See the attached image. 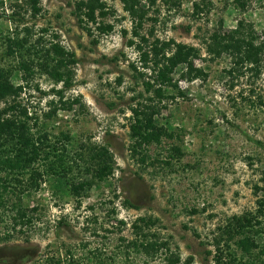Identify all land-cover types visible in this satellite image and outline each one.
Returning <instances> with one entry per match:
<instances>
[{
  "label": "rangeland",
  "instance_id": "374dc122",
  "mask_svg": "<svg viewBox=\"0 0 264 264\" xmlns=\"http://www.w3.org/2000/svg\"><path fill=\"white\" fill-rule=\"evenodd\" d=\"M105 1L115 10L106 19L114 29L89 36L73 13L74 0H40L42 9L34 17L24 0H1L0 64L11 70L12 81L24 83L18 64L30 58L38 61L34 49L59 42L74 52L76 60L71 66L73 85L64 91V99L79 102L70 111L59 110L47 119L45 115L53 108L50 102L58 96L42 92L61 88V84L34 65L21 99L56 146L64 144L56 140L61 132L69 135L62 153L66 171L63 180L45 175L38 190L20 195L24 207L37 208L24 233L11 229L10 212L0 208V235L9 232L14 236L0 242V264H168L163 253L151 259L127 247L134 238L132 223L140 216L158 220L149 231L180 255L179 264L189 256L192 261L187 264H212L218 227L233 215L255 212L258 199L264 198V56L257 76L248 71L232 79L226 72L230 58L222 55L208 60L205 40L220 21L227 29L243 21L262 35L264 0H241L246 2L244 8L235 0H155L151 5L149 16L157 21H147L141 32L147 35L152 28L161 39L173 38L200 48L202 56L195 65L208 76L186 82L180 78L183 66L177 68L174 78L185 96L166 88V94L176 96L166 99V108L155 117L175 138L148 146L150 158L145 166L130 156L128 134L132 99L146 95L131 68L134 64L140 69L141 63L137 51L127 45L131 22L121 3ZM194 3L206 6L194 14ZM16 36L29 38V57L24 50L6 54V39ZM80 144L106 145L116 169L110 178L77 198L69 185L89 176L79 158L85 153ZM173 145L182 150L179 159H170ZM163 160H170L171 165ZM37 167L42 170L43 163ZM254 186L260 189L255 191ZM252 256L258 257L257 250ZM261 258L256 262L264 264Z\"/></svg>",
  "mask_w": 264,
  "mask_h": 264
},
{
  "label": "trees",
  "instance_id": "16d2710c",
  "mask_svg": "<svg viewBox=\"0 0 264 264\" xmlns=\"http://www.w3.org/2000/svg\"><path fill=\"white\" fill-rule=\"evenodd\" d=\"M242 8L246 2L235 0ZM123 11L131 22V36L127 45L133 47L137 53L141 68L131 64L136 72V77L141 79L143 93L138 94L130 105L131 117L129 122V152L130 156L140 165L145 166L150 158L148 146L160 144L163 138L173 139L175 133L156 122L155 117L166 108L163 103L166 99H174L176 95L184 97L185 92L180 89L178 80L174 74L178 67L183 66L180 78L186 82L195 79L205 80L207 72L195 65V60L201 58V49L173 38L161 39L154 35L151 28L148 34L141 32L147 21L156 22L154 16H149L151 5L155 0H119ZM0 0V4H1ZM25 5L34 17L41 11L40 0H24ZM175 5V2H174ZM204 5L194 3V14L203 11ZM74 15L79 26L92 36L94 31L98 35L109 34L114 29V24L106 22L110 16H114L115 10L108 6L105 0H74ZM92 26L94 27L92 29ZM28 32V29H25ZM124 34L127 30H122ZM57 38V36H54ZM42 39V38H40ZM98 40L93 39L96 43ZM29 38L8 37L6 39V54L14 55L23 50L30 56L32 51L28 45ZM38 61L32 58L22 60L18 64V70L23 71V84H15L12 81V72L0 64V208L10 212L12 230L24 233V228L31 227L37 208H27L21 204V196L25 191L38 190L40 181L45 175L64 179L65 141H69V135L61 132L57 141L64 144L56 146L49 138L50 133L38 126V118L28 112L27 106L22 102L21 95L28 85L29 77L34 74V65L44 72L55 84H61V88H51L43 94L54 93L58 96L56 102L51 101L52 110L45 115L47 119L56 115L59 110L70 111L72 106L79 102L75 99H64V91L73 85V70L71 66L76 63L74 52L64 48L59 42L50 43L49 47L42 46L34 49ZM40 53L42 61H40ZM205 53L208 60L214 61L222 55L230 58L231 66L226 72L232 79L253 71L257 76L260 72L264 56V31L259 35L251 24L238 21L234 28H224L220 21L217 29L211 32L205 40ZM29 76V77H28ZM166 88L175 91L176 95L166 94ZM85 151L79 158L85 164V177L72 182L69 187L71 194L77 198L82 197L88 190L100 182L110 178L116 169V163L112 152L106 145L93 144L91 146L80 144ZM170 159H179L183 156L179 146H171ZM165 165H171L170 160L162 161ZM38 163H43L42 170ZM152 163V162H151ZM67 168H69L67 166ZM255 191L260 189L254 186ZM19 191V192H18ZM16 197L15 201L10 196ZM11 204L9 205V202ZM124 204L135 207L128 200ZM255 212H245L233 215L226 223L218 227L220 231L213 239L214 252L212 264H259L264 257V198L257 201ZM194 211V210H193ZM113 212V210H112ZM156 218L140 216L132 223L134 238L127 247L134 252L142 253L153 259L155 256L164 255L168 264H179L180 255L171 250L169 243L159 240L155 232L149 231L157 223ZM119 224L123 225L121 220ZM18 227V229H16ZM13 233L7 232L0 235V242L13 238ZM259 238L262 240L260 241ZM257 250V258L253 252ZM241 256H237V252ZM207 254L212 252L208 250ZM245 258V260L243 259ZM192 257H188L184 264L190 263ZM72 264V263H70Z\"/></svg>",
  "mask_w": 264,
  "mask_h": 264
}]
</instances>
